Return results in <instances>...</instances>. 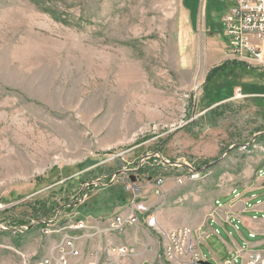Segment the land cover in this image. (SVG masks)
Returning <instances> with one entry per match:
<instances>
[{
  "label": "rangeland",
  "instance_id": "374dc122",
  "mask_svg": "<svg viewBox=\"0 0 264 264\" xmlns=\"http://www.w3.org/2000/svg\"><path fill=\"white\" fill-rule=\"evenodd\" d=\"M230 5L0 0V264H45L61 242L46 230L77 221L92 229L70 264L116 246L91 236L135 198L124 172L170 231L205 224L221 177L238 186L264 167V69L229 52ZM161 157L214 172L176 186L185 167ZM207 246L223 259L219 240Z\"/></svg>",
  "mask_w": 264,
  "mask_h": 264
},
{
  "label": "built area",
  "instance_id": "2783aa9c",
  "mask_svg": "<svg viewBox=\"0 0 264 264\" xmlns=\"http://www.w3.org/2000/svg\"><path fill=\"white\" fill-rule=\"evenodd\" d=\"M225 1L231 4L223 17L225 34L229 39V52H237L240 55H254L259 58L260 65L264 69V0ZM155 156H148L143 159L139 169L143 168L144 165L150 164L148 161L155 159ZM161 161H165L166 165L169 166L185 167V171H182L183 173L175 178L176 186L180 187L193 181L207 180V177L214 172L211 168L212 166L197 168L189 163H169L162 157ZM149 167L155 166L151 165ZM261 175L264 177V171L261 172ZM121 176H123L122 180L126 179L127 188L136 193L135 198L126 205L131 208L127 210L126 206H124L122 209L125 212L121 211L112 215L109 219H105L106 225L100 224V227L95 224L93 227L95 230L92 233L93 235L91 234V238L101 236L102 231L122 234L127 229L144 225L156 231L162 238L161 264H202L205 262L200 249L202 242L200 231L189 227L170 231L163 229L159 223L160 205H151L145 199H142L141 192L139 194L138 188L135 187L137 184L131 182L129 174L124 172L116 175L117 178ZM116 177H114V180ZM165 183H167L166 178L161 176L157 177L153 183L155 196L161 198L160 202L166 197V192L164 191ZM94 185L93 183L87 184L88 190ZM90 228L92 229L83 221H77L58 231L47 229L46 234L53 232L61 234V242L58 246L57 254L48 258L45 264H70V258L80 261L82 254L78 242L83 235H86L88 230H91ZM71 231L77 234H85L74 236ZM136 254L137 251L134 247L107 245L106 247L94 249L91 253L93 259L88 264H123L126 260L135 257ZM236 262L237 259L233 258L226 264H235ZM245 264H264V253H249Z\"/></svg>",
  "mask_w": 264,
  "mask_h": 264
},
{
  "label": "crops",
  "instance_id": "0c3cea01",
  "mask_svg": "<svg viewBox=\"0 0 264 264\" xmlns=\"http://www.w3.org/2000/svg\"><path fill=\"white\" fill-rule=\"evenodd\" d=\"M263 171L264 167L258 169L256 173L254 170L248 171L247 176H255L238 186L229 185L226 179L220 178V195L213 203L211 202L205 224L197 229L202 236L200 249L205 262L226 264L236 258L235 264H245L249 253H264V177L261 175ZM228 188L229 190L224 192ZM159 223L162 226L161 219ZM104 232L102 231L101 236L95 237V240H99L101 244L107 241L116 246L136 249V256L126 260L124 264H161L163 243L156 231L139 225L127 229L122 234L106 236L107 233ZM222 233L225 234V238L221 237ZM213 238L222 244L223 259L215 257L207 246V241ZM204 249H209V253Z\"/></svg>",
  "mask_w": 264,
  "mask_h": 264
},
{
  "label": "bare ground",
  "instance_id": "6f19581e",
  "mask_svg": "<svg viewBox=\"0 0 264 264\" xmlns=\"http://www.w3.org/2000/svg\"><path fill=\"white\" fill-rule=\"evenodd\" d=\"M232 55L236 58L239 59L241 61H249L252 60L255 56L254 55H240L237 54V52H232Z\"/></svg>",
  "mask_w": 264,
  "mask_h": 264
},
{
  "label": "trees",
  "instance_id": "16d2710c",
  "mask_svg": "<svg viewBox=\"0 0 264 264\" xmlns=\"http://www.w3.org/2000/svg\"><path fill=\"white\" fill-rule=\"evenodd\" d=\"M224 70V66L223 67H218L216 69H214L208 76V79L213 78L214 76L218 75L220 72H222ZM124 201V200H123Z\"/></svg>",
  "mask_w": 264,
  "mask_h": 264
},
{
  "label": "water",
  "instance_id": "95a60500",
  "mask_svg": "<svg viewBox=\"0 0 264 264\" xmlns=\"http://www.w3.org/2000/svg\"><path fill=\"white\" fill-rule=\"evenodd\" d=\"M202 264H211V263H209V262H203Z\"/></svg>",
  "mask_w": 264,
  "mask_h": 264
}]
</instances>
